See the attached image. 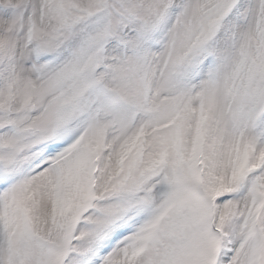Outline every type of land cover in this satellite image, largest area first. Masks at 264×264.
<instances>
[{
    "label": "snow or ice",
    "instance_id": "snow-or-ice-1",
    "mask_svg": "<svg viewBox=\"0 0 264 264\" xmlns=\"http://www.w3.org/2000/svg\"><path fill=\"white\" fill-rule=\"evenodd\" d=\"M0 264H264V0H0Z\"/></svg>",
    "mask_w": 264,
    "mask_h": 264
}]
</instances>
